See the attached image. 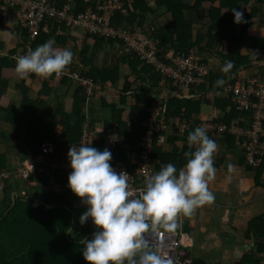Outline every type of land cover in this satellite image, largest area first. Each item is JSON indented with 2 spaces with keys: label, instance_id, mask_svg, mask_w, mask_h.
I'll return each instance as SVG.
<instances>
[{
  "label": "trees",
  "instance_id": "16d2710c",
  "mask_svg": "<svg viewBox=\"0 0 264 264\" xmlns=\"http://www.w3.org/2000/svg\"><path fill=\"white\" fill-rule=\"evenodd\" d=\"M101 1L103 0H52V3L56 7H61L68 2L75 15L84 12L89 6L94 12L101 14ZM189 1L154 0L152 3H148L146 0H122L123 5L114 10L112 19H110L114 27H125L131 32L145 31L153 44L156 57L162 62H167V56L185 55L193 52L195 48L201 54L210 55L213 52L216 56H221L224 63L229 60L232 62V68L228 73H216L214 70L209 72L207 83H202L195 91V93H203L202 99L184 97L180 94V88L168 85V89L170 88L178 95L174 94L163 98V102H160L163 106L164 117L166 119L167 117H177L183 120L184 124L181 128L173 127L167 119L165 120L167 128L163 132L153 134L150 151L153 173L158 171L162 164L171 162L179 168L186 162L184 153L191 152L195 148V146L188 145L187 134L195 127H203L197 118H193V114L200 111L201 103L207 105L212 100L217 114L211 121L219 122L226 127L237 123V125H244L243 121L250 118L251 111L241 110L230 98L222 96V85L216 86L215 84L218 78L224 81L228 79L234 83L238 79H244V76L251 73L254 67L257 69L256 75L260 78L264 77V31L260 30L257 35H254L257 30L256 26L264 24V0H191L192 3ZM233 8L242 12L245 22L233 23ZM12 10L13 8L9 4L0 0V22L2 16L7 13L9 18L13 19L17 34L14 35L16 43L14 48L0 51V67L9 61V63L12 62L14 68L15 61L11 55L15 51L25 50L27 47L34 50L49 38L54 39V46L58 48H68L71 51L78 49L75 44L74 31L66 27L63 21L59 28L61 33L56 32L57 25L55 23L49 33L39 32L35 37L30 38L25 29L20 31L19 27L15 25L16 18L12 14ZM4 11L5 13L2 15ZM188 12H202V15L206 16L207 21L204 23L205 32L203 35L198 34L194 29L193 22L187 19ZM258 13L260 14L257 15ZM150 14L154 17H150ZM165 14L168 15L167 21L164 18ZM250 31L253 33L248 34ZM242 40L247 41L246 47H242ZM103 45L119 48L123 54L122 61L127 62L134 75L132 82L126 77L124 78L118 91L119 99L116 102L109 97L114 95L110 92H108L107 98L102 99V106L110 108L113 113V117L104 123L105 133L119 136V139L114 142V146L110 147L108 144L109 147H106L111 152L109 163L132 169L136 166L135 159L141 153L140 140L147 131L143 123L147 117L149 101L158 99L159 82H162V86H166L171 80L163 77L153 66L145 63L134 50H129L121 39L99 37L93 33L85 34L82 46L77 51L80 65L68 64L66 68L77 70L82 75L91 77L95 82L101 84L109 79L114 83L118 78L116 69L110 72L96 67L93 63L94 50H98ZM216 49L218 52L215 51ZM204 61L208 62L205 57ZM241 70L244 71L243 74L238 73ZM28 77L31 79L36 77L40 81L49 79V76L42 78L31 73ZM61 80L63 84H70L69 86L72 84L73 89L71 97L63 99L64 102L54 110L45 99L40 98V93L39 95H30L29 87L25 84L24 79H21L16 85L20 94L19 102L0 106V114L4 115L6 122H18L20 119L26 122L25 126L18 122L13 135L16 138L18 134L22 133L23 142L29 147L32 155L39 153V145L44 140L50 141L57 152L68 149L71 145L76 146L79 142L82 125L87 120V116L81 111L80 95L81 93L86 95V93L78 81L67 76ZM138 90L144 93V102L129 105L126 117L123 120L119 119V114L116 115L117 109L123 110L126 96ZM164 90L166 89L164 88ZM151 92L154 93L153 96L150 94ZM159 101L156 102L159 103ZM37 110H41L43 113L44 111L50 112L49 120L46 123L42 122V112L37 114ZM114 123L116 126L113 128ZM56 125L60 130L59 134H56ZM169 127L171 132L166 133ZM214 132L217 131H207L206 129L209 138L213 139L215 143L221 141L226 145V149L230 150L232 148L231 135L227 131L222 135L213 134ZM160 135L163 137V142L158 140ZM175 140L181 141V146L175 145ZM106 145L104 135L90 143V146L97 150H103ZM44 156L52 157L48 154ZM216 161L213 159V165L216 164ZM19 164L20 161L17 160L11 165ZM46 172L42 170L36 174L47 187L43 203L33 205V200L26 198L0 200V264H84L81 255L83 245L80 246L77 241L70 240L65 235L68 227H72L73 231H78L77 239L83 238L88 233L89 224L85 223L81 226L78 220L83 210L73 207L78 197L68 188V174L62 169L52 171L55 181L62 182V192L49 189ZM258 176L259 171L257 170L256 177ZM44 204L53 206L45 207ZM247 228L248 232L259 236L256 243L257 252H264V217L259 216L251 219ZM91 235L87 239H90ZM69 250L72 251L70 256H64ZM247 255L249 259L251 255ZM256 258L253 259V264H258V258ZM245 260L246 257H243L241 264Z\"/></svg>",
  "mask_w": 264,
  "mask_h": 264
},
{
  "label": "crops",
  "instance_id": "0c3cea01",
  "mask_svg": "<svg viewBox=\"0 0 264 264\" xmlns=\"http://www.w3.org/2000/svg\"><path fill=\"white\" fill-rule=\"evenodd\" d=\"M146 1L152 3L154 0ZM149 16L154 17L152 14ZM164 18L167 21L168 15L165 14ZM187 19L193 22L194 29L198 34H204V23H206L207 18L205 15H202V12H188ZM256 27L257 30L256 32L254 31V35H257L260 30L264 31V24ZM15 29L13 19L9 18L8 14L5 13L0 22V51L14 48V45H16L15 36L17 35ZM252 33L253 31H250L248 34ZM241 43L243 44L242 47L248 45L246 40H242ZM217 49L215 50L216 52H218ZM77 51H72L73 57L70 65L79 64L80 58ZM93 55H95L93 63L96 67L110 72L116 69L118 78L114 83L109 81L110 79L106 80V82L101 84L102 90L100 89V92L89 97L81 93V111L89 118L91 142L104 135L105 144L111 145V135L105 133L104 123L109 121L110 117H113V113L110 108L102 106V99L107 98L109 96L108 92H110L114 95L109 97L116 102L119 99L118 91L122 86L124 78L126 77L132 82L134 75L127 62L122 61L123 55L114 46L103 45L98 50H94ZM203 57L208 60L216 73H222L220 69L224 61L221 59V56H216L215 53L211 52L210 55L203 54ZM29 75L24 78L18 77L14 72L12 62L9 63V61L6 65L4 64L0 67V106H6L7 103L17 104L19 102L20 94L16 85L21 79L25 80L24 82L29 87L31 96L34 94L39 95L40 93V98L45 99L48 105L52 106L53 110L60 103L64 102L63 99L71 97L72 84L69 86L70 84H63L62 80L56 79L40 81L36 77L35 79L29 78ZM161 83L159 82L160 88H157L159 89L157 92L158 99L155 98V101L161 100L159 101L160 103L163 102V98L174 94L178 95L172 92L170 88L168 89V85L162 86ZM161 89L162 91H160ZM169 90V94L166 95ZM142 93L141 90H138L126 96L123 110L117 109L116 115L119 114V119L123 120L126 117L129 105L144 102L145 95ZM150 94L154 95L153 92ZM180 94L184 97L203 98V93L201 94V92L195 93L193 91L189 93V91L186 92L180 89ZM205 104L201 103L200 111L193 114V118H197L200 121L199 123H204L217 112L216 108L212 105V100L209 104ZM41 112V110L36 111L37 114H41ZM49 113L42 112V122L46 123L49 120ZM167 119L169 122H172L171 126L175 127L174 124L178 121L177 117H167ZM18 122L19 124H23V126L26 124L22 119ZM18 122L8 123L4 120V115L0 114V171H11L19 167L20 164L16 166L11 165L17 162V160L20 163L24 160H29L36 163L37 166L46 167L47 156H44L39 150V153L32 155L29 147L23 142L22 133L18 134L16 138L14 137L13 132ZM115 126L116 123H114L113 128ZM169 129L171 128L169 127L166 133L171 132ZM55 131L56 134H59L60 130L57 128V125ZM163 136L165 140L164 133ZM116 137L119 138L118 135ZM174 143L177 146H181L182 144L179 140H175ZM107 145L104 147L106 148ZM216 145L217 151L213 154V159L217 160L214 165L215 175L208 183V188L213 193L214 200L211 203L197 207L190 216H177L176 222L181 225V237L180 244L175 253V259H183L186 261V264L192 262V264H241L242 258L246 257V260L242 264H253V259L257 257L258 264H264V252H257L256 250L259 236L248 232L247 228V224L251 219L259 216L264 217V193L259 188V185L262 184V178L260 176L256 177L257 174L253 170H249L243 166L239 158L240 154L236 149L227 150L226 145L221 143V141H217ZM168 148H170V145H168ZM229 164L232 165L231 170L228 168ZM45 171H47L46 180L48 187H50L49 189L55 192H62V182H59L60 184L57 183L53 172L49 171L48 168H45ZM226 177H229V179H226ZM10 178L9 176V179H3L2 181L0 200L26 198L32 199L33 205L44 202L47 187L37 175H34L33 179L29 181ZM44 205L45 207L53 206L52 204ZM73 207H78L83 211L86 209V205L81 202L80 198L74 202ZM85 223L89 224L88 233L83 238L77 239L78 231H73L72 227L66 229V237L77 241L81 246V241L87 239L96 230L90 219ZM85 223L81 224V226L85 225ZM71 252L69 250L64 256L69 257ZM247 254L251 255L249 259L247 258ZM83 263L87 264L86 261H83Z\"/></svg>",
  "mask_w": 264,
  "mask_h": 264
},
{
  "label": "clouds",
  "instance_id": "9594fccd",
  "mask_svg": "<svg viewBox=\"0 0 264 264\" xmlns=\"http://www.w3.org/2000/svg\"><path fill=\"white\" fill-rule=\"evenodd\" d=\"M232 16L233 23L245 22L242 12L236 8L232 9ZM80 34V29L74 32V36ZM54 44V39L49 38L34 50L29 49L24 55L16 57L14 72L17 76L24 78L31 73L55 79L53 74L65 70L72 60L73 52ZM117 49L121 54L120 49ZM205 63L209 72L212 71L210 63ZM231 68L232 62L229 60L220 70L228 73ZM238 73L243 74L244 71ZM256 73L257 69L246 75L256 76ZM227 81L218 78L215 84L220 86ZM86 123L90 130L88 117ZM116 138L119 139L116 135L111 136L113 142ZM186 140L190 147L195 146L193 151L184 153L186 162L179 168L171 162L162 164L158 171L144 178L143 186L136 189V195L129 190L127 172H117L110 165L111 152L108 148L97 150L90 143L68 148L66 156L71 171L67 176V186L86 205L78 217L79 223L84 224L90 219L96 229L90 239L81 241V255L87 264H174L173 259L164 256L158 247L147 242L145 234L160 230L171 232L177 227L178 215L190 216L197 207L214 200L208 183L215 175L213 153L217 145L208 137L204 127L189 131ZM233 149L239 152L243 166L255 174L258 170L262 178L259 167L255 169L245 164L242 150L232 143ZM231 167L229 164V170ZM261 183L260 190L263 178ZM178 261L176 264H186L183 259Z\"/></svg>",
  "mask_w": 264,
  "mask_h": 264
},
{
  "label": "built area",
  "instance_id": "2783aa9c",
  "mask_svg": "<svg viewBox=\"0 0 264 264\" xmlns=\"http://www.w3.org/2000/svg\"><path fill=\"white\" fill-rule=\"evenodd\" d=\"M1 1L13 8L12 14L16 18V25L20 31L25 29L30 38L35 37L39 32L49 33L55 23L57 25L56 32L61 33L59 28L63 21L65 26L74 32L80 29L81 34L75 36V44L77 46L82 44L85 33H93L104 38L117 37L121 39L123 44L129 50H134L145 63L153 66L163 77L170 78V83H167L169 86L191 93L196 91L199 85L207 81L209 67L203 61V56L196 49L185 55L167 56V62H162L156 57L153 44L145 31L131 32L126 28L114 27L110 19L114 10L123 5L122 0H103L100 4L101 14L94 12L89 6L86 7L84 12L76 15L68 2L61 7H56L52 0ZM29 49L31 48L27 47L25 50L15 51L11 55L12 59L16 62V57L24 55ZM53 76L57 80L67 76L72 80L78 81L83 86L87 97L100 92L101 89V83L95 82L91 77L82 75L77 70L65 68L63 72L53 74ZM244 77V79H238L234 83L230 81L224 82L221 88V93L224 97L230 98L241 110L252 112L250 118L243 121L244 125H237V123L226 127L219 122L211 121L213 117H209L206 122L201 124L203 127L205 126L207 131H217L213 134L222 135L227 131L231 135L232 143L242 150L245 164L255 169L261 168V177L263 178L261 191L264 193V77L260 78L257 75H246ZM162 108L163 106L156 101L149 102L147 117L143 123L147 131L139 143L141 153L135 159L136 166L129 169L127 166L110 164L117 172L120 170L127 172L129 175V190L133 195L137 194V188L143 186L144 178L153 173L150 158L153 134L155 132H163L167 128ZM183 124L178 120L174 126L181 128ZM158 140L162 141L163 137L160 135ZM89 143H91V133L87 123H85L76 146ZM112 146H114V142L111 143L110 147ZM39 150L43 155H52L51 158H47L46 167L37 166L32 161L24 160L19 167L11 171L2 170L0 171V190L3 179H9V176L11 177L10 179L29 181L33 179L34 175L45 170V168H48L49 171L62 169L66 174L71 171L66 156L68 149L57 152L53 144L45 140L39 145ZM180 237V224H177L176 229L171 232L160 230L145 234L147 242L152 246L158 247L164 256H169L173 259L174 264L179 262L175 259V253L180 244Z\"/></svg>",
  "mask_w": 264,
  "mask_h": 264
},
{
  "label": "rangeland",
  "instance_id": "374dc122",
  "mask_svg": "<svg viewBox=\"0 0 264 264\" xmlns=\"http://www.w3.org/2000/svg\"><path fill=\"white\" fill-rule=\"evenodd\" d=\"M190 3H191V0H190ZM257 15H258V14H257ZM255 69H256V67L253 68V70H255Z\"/></svg>",
  "mask_w": 264,
  "mask_h": 264
}]
</instances>
